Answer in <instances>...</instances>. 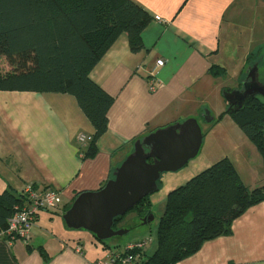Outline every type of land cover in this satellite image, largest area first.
Wrapping results in <instances>:
<instances>
[{
  "label": "crops",
  "instance_id": "crops-1",
  "mask_svg": "<svg viewBox=\"0 0 264 264\" xmlns=\"http://www.w3.org/2000/svg\"><path fill=\"white\" fill-rule=\"evenodd\" d=\"M133 1L152 16L141 33L143 49L131 52L122 33L90 71V77L114 97L107 130L97 140L93 156H82L87 143L80 144L77 137L91 136L93 127L72 95L0 90V191H20L27 184L58 191L61 203L49 213L67 228L62 215L76 194L100 189L133 151L136 139L196 118L204 113L208 95L220 97L215 108L227 107L222 91L239 88L252 65L259 73L264 56V0ZM258 50L260 60L247 63ZM157 59L163 60L161 66ZM211 64L223 66L225 74L212 75ZM230 68H236L233 77L238 84L225 87L222 79L230 76ZM206 105L219 112L209 102ZM134 214L140 220L135 227L148 222ZM35 222L28 242L0 238V264H100L80 246H68V239L48 233L40 239ZM175 264H264V201L237 216L230 233L204 241Z\"/></svg>",
  "mask_w": 264,
  "mask_h": 264
},
{
  "label": "trees",
  "instance_id": "trees-1",
  "mask_svg": "<svg viewBox=\"0 0 264 264\" xmlns=\"http://www.w3.org/2000/svg\"><path fill=\"white\" fill-rule=\"evenodd\" d=\"M151 20V14L133 0H0V59L8 67L3 71L0 65V90L72 95L93 127L82 154L91 157L107 130L114 97L90 77V71L122 33L131 52L142 50L141 33ZM261 55L259 50L251 53L247 63H256ZM208 70L214 76L225 74L219 64H211ZM224 114L255 145L264 167V99L247 98L240 107L228 104L218 119ZM22 190L0 191V234L15 210L25 204ZM149 197L117 216L113 228L130 211L139 214L141 221L152 215ZM260 201H264V180L247 185L233 161L224 156L167 192L152 252H145L146 244L132 250L111 248L94 237L111 248V259L133 252L135 264H175L204 241L230 233L232 221ZM0 238L8 241L5 234ZM38 251L46 254L42 246Z\"/></svg>",
  "mask_w": 264,
  "mask_h": 264
},
{
  "label": "water",
  "instance_id": "water-1",
  "mask_svg": "<svg viewBox=\"0 0 264 264\" xmlns=\"http://www.w3.org/2000/svg\"><path fill=\"white\" fill-rule=\"evenodd\" d=\"M257 66L246 70L239 88L224 89L229 106L240 107L255 96L264 98V82L259 80ZM206 121L213 117L204 111ZM202 131L195 117L157 128L134 142V148L105 184L95 191L80 192L63 213L69 228L85 229L100 240L125 234L127 229H114V219L124 215L143 197L157 190V180L164 171H175L196 156L202 142ZM151 159V161H149ZM153 215L142 218L146 223Z\"/></svg>",
  "mask_w": 264,
  "mask_h": 264
},
{
  "label": "rangeland",
  "instance_id": "rangeland-1",
  "mask_svg": "<svg viewBox=\"0 0 264 264\" xmlns=\"http://www.w3.org/2000/svg\"><path fill=\"white\" fill-rule=\"evenodd\" d=\"M232 56V55H231ZM236 56V55H235ZM0 65L2 70H6L7 64L3 59H0ZM234 70L236 68L229 69V75L222 79V83L225 87L236 85L238 81L233 77ZM247 70V68H246ZM223 76V75H222ZM259 78L264 79V56L261 59L259 65ZM206 104L209 102L214 108L205 104V110H209L217 122H207L206 115L203 112L196 117L198 119L199 126L201 128L203 137L201 146L198 153L193 158L178 170L164 171L160 174L158 181V189L150 194L153 200V219L149 220L146 224L135 227L134 225L139 222L136 219L135 212L130 211L123 219L115 225L114 229H129L127 233L105 239L104 242L111 248L124 249L129 243H133L136 239H142L146 242L145 249L147 252H151L155 246V232L158 223L159 216L162 214L165 198L167 192L174 187L185 183L190 177L211 165L214 161L221 157L227 156L231 159L238 171L240 172L242 179L249 186H254V182L262 180L264 176V167L260 158V155L255 145L244 135L238 124L228 114H224L221 119L218 116L226 110V106L219 110L215 108L220 101L218 96L208 95L206 96ZM224 98V97H223ZM264 99V98H263ZM224 104V103H222ZM58 196L61 199L60 193ZM43 211V210H40ZM53 209L40 213V218L36 219L35 224L40 227V239L48 238V234L52 238L56 234L60 239H68V246H80L82 253L97 258V262L105 264L110 249L104 245L103 242L97 240L91 232L80 229L67 228L62 219H57L53 213ZM60 226H59V223ZM129 227V228H128ZM63 234L65 236H63ZM46 235V238H45Z\"/></svg>",
  "mask_w": 264,
  "mask_h": 264
},
{
  "label": "built area",
  "instance_id": "built-area-1",
  "mask_svg": "<svg viewBox=\"0 0 264 264\" xmlns=\"http://www.w3.org/2000/svg\"><path fill=\"white\" fill-rule=\"evenodd\" d=\"M162 64V59L156 60V65L161 66ZM149 84L150 89H153V82L150 81ZM77 140L80 144H86L91 140V136L79 134ZM22 191L27 196L25 204L15 210L8 219V228L0 234V236L2 234L8 236V242H12L13 240L28 242L31 237V228L34 225L38 212L43 209H54L61 203L58 191L54 189L34 188L31 184H27ZM145 244V241L135 242L128 244L126 247L129 250L139 249L144 247ZM135 257L136 255L133 252H129L120 258L114 256L111 259L108 256L105 264H135Z\"/></svg>",
  "mask_w": 264,
  "mask_h": 264
},
{
  "label": "flooded vegetation",
  "instance_id": "flooded-vegetation-1",
  "mask_svg": "<svg viewBox=\"0 0 264 264\" xmlns=\"http://www.w3.org/2000/svg\"><path fill=\"white\" fill-rule=\"evenodd\" d=\"M259 80H260L261 82H264V79H263V80H261V79L259 78Z\"/></svg>",
  "mask_w": 264,
  "mask_h": 264
}]
</instances>
